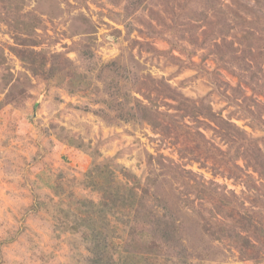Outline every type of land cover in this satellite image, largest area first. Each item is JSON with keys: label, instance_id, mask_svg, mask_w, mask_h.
<instances>
[{"label": "rangeland", "instance_id": "rangeland-1", "mask_svg": "<svg viewBox=\"0 0 264 264\" xmlns=\"http://www.w3.org/2000/svg\"><path fill=\"white\" fill-rule=\"evenodd\" d=\"M213 3L217 5L209 10ZM213 9L230 18L226 42L217 39L228 54L231 42L237 47L249 27L255 31L248 40L255 56L247 68L254 78L245 71L239 81L217 67L214 52L201 62L210 44L204 39L206 25L200 27L202 20L193 18L206 11L213 17ZM28 21L37 24L30 36L22 35L35 42L28 48L55 56L51 61L60 68L73 63L82 71L93 70L98 97L70 95L31 76L10 49L22 47L14 38ZM169 40L177 47H170ZM87 42L95 53L92 60L83 53ZM0 47L5 58L0 103L6 102L8 72L14 75L10 85H17L15 102L0 107V264H90L91 242L82 231L73 234L63 228L69 215L63 209L80 221L86 214L78 200L103 198L85 177L95 161H108L119 180L124 179L121 170L133 172L141 184L138 207L110 212L116 233L109 231V247L120 243L131 253L149 256L140 264H264V180L251 165L253 159L231 157L226 163L214 157L204 144L226 151V141L189 117H173L178 127L163 118L171 129L162 133L146 122L110 123L95 113L102 103L94 101L106 97V84L97 80L101 64L118 60L128 67L119 83L125 89L134 92L137 78L146 74L164 78L244 129L255 139L251 146L261 148L260 155H253L264 157V123L248 115L255 110L264 120V94L253 90L264 89V0H0ZM195 48L193 67L187 55ZM229 64L243 72L236 62ZM26 75L32 82L27 92L22 90ZM175 103L160 94L154 106L178 114ZM49 185L61 194L55 195ZM107 197L105 193V201ZM96 223L99 231L109 230ZM238 230L251 246L241 244L234 233Z\"/></svg>", "mask_w": 264, "mask_h": 264}, {"label": "trees", "instance_id": "trees-1", "mask_svg": "<svg viewBox=\"0 0 264 264\" xmlns=\"http://www.w3.org/2000/svg\"><path fill=\"white\" fill-rule=\"evenodd\" d=\"M134 3H136V1ZM215 4L217 5V3ZM215 4L213 3L211 4L212 6L209 5L207 8L210 10V8L215 7ZM213 12L215 14V16L213 15V17H215L214 21H212L213 17L209 16L207 11L205 14H202V16H198V14L195 13V17L193 18L196 21L202 20L199 23L200 27H202V23L206 25L207 30L204 32V39L205 41H209L210 44L208 48L203 46L204 43L197 44L198 46L196 48L206 49V54L201 55L200 60L201 62L204 61L214 52L217 56V60L215 59L217 62L216 66L226 69L233 75H237L239 77V81H241V78L245 77V71H249L247 68L251 66L248 60L250 58L253 59L255 56L253 52L254 46L248 41L252 40V37L255 35V31L249 27L245 31L246 34H242V37L239 38V46L237 47L234 46V41L231 42V44L226 47V49L230 51L228 54V52L222 50V45L219 41H217V39L220 38L226 42V35L230 34L229 25H231V23L228 20L230 18L229 16L226 17L219 15L216 9H213ZM36 27V22L33 24L29 21L24 23L22 27H19L18 35H16L14 39L15 43L17 45H21L22 47L12 46L10 48L24 63V67L31 74V76L43 79L47 86L54 85L65 88L70 95H87L89 97H93V99L98 97L99 86L93 79V70H90L89 73L82 71L78 65L73 63H70L69 68H60L61 66L57 65L58 63L51 61V59L55 58V56L50 54L48 55V53L45 52L31 50L30 47L28 48L29 45H33L35 42L31 44L28 43V39L24 38L22 35L27 34V37L30 36ZM196 41L192 40L193 43ZM246 41L248 42L246 43ZM169 44L172 48L177 47L176 41L172 42L169 40ZM240 45H243L244 48L242 49ZM83 47V53L88 56L89 60H92L95 53L92 50L90 43H84ZM196 48L190 50L187 55L188 59L191 61L190 65L193 67L194 62L192 61V58L196 55V51L198 50ZM239 50L241 51V56H237ZM0 51V57L2 58V60H0V65H2L4 63L3 59H5L3 54L4 49L0 47ZM225 55L227 59L225 58ZM58 57H61V55L59 54ZM225 60H227V63ZM238 61H242L243 64ZM235 62V65L240 67L243 72L238 74L236 70H234L232 64H229ZM249 72L251 73V71ZM8 73L9 77L5 78V81L6 86L9 88L5 95V100L6 102L11 103L16 100L14 89L17 85L14 83L10 85V79L13 78L14 75L11 72ZM127 73L128 67L126 65H121L118 60H111L101 64L97 80L106 84V97L101 98L100 100H94L102 103L101 110H97L95 112L97 115L105 117V119H107L110 123L121 120L146 122L155 130L162 133L171 129L169 123H167V121L163 118H168V120L174 121L172 118L176 115H179L181 119L189 117L191 120L196 122L198 127L205 126L206 128H211L218 136L226 141V151L221 149L217 151L211 148L207 143L204 144L207 151H213V153H216L214 157H222L221 160L226 163L229 162L231 157L237 160L246 157L248 159L251 158L253 159V164L251 165L254 170L258 172L260 178L264 180V157L263 155L262 157L253 155V153L259 154V152H261V148L258 145L251 146L250 142H255V139L248 137L244 129H241L236 123L231 122L229 118H224L221 114L215 112L210 104L205 105L203 103V99L195 100L186 96L164 78H155L146 74L137 78L139 86H137L134 92L125 89V87L119 83L122 76ZM250 77L254 78L255 74L252 75L251 73ZM25 78H28V83L26 80L27 86L23 87L22 90L27 92L28 89L32 87V82L29 76L26 75ZM56 78L59 80H55ZM249 85L252 87V84ZM262 87H264V85ZM253 90L264 94V89L253 87ZM136 93H139L141 97ZM160 94L163 95L164 98L176 102L174 106L176 107L178 114L164 113L154 106V103L160 97ZM247 99H249V97H247ZM6 102L4 101L3 103ZM3 103H0V107ZM255 112V110H249L248 115H251L255 121L264 123V120L260 118L261 116L257 115ZM211 122H214L218 128L213 126ZM176 123L177 122L174 121V123L171 124L178 127ZM261 125L264 127V124ZM198 134L205 139V135L203 133L198 132ZM116 171V169L111 168L108 161H95L91 168L86 172L85 177L91 178V186L101 192L103 198L97 202L92 199H79L78 203L81 204L80 207L83 208L82 212L86 214V216L82 217L80 221L73 218V215L69 213L70 209L65 207L63 209L65 210L64 212L69 214L66 216L65 220H63V228L73 234L78 233V231H82L85 238L91 242L90 249L93 255L90 259V264H140L139 262L142 260H149V256H138L135 253H131L129 250L123 249L125 246H122L120 243H112L113 245L111 247H109L108 243L105 244L109 231L113 234L116 233L115 229H112L114 226L110 224V212L114 214L115 211L120 209V207L126 205L130 207V211L132 212L134 208L138 207L136 204L142 196L140 194L141 184L136 174L121 170V173L124 175V179L119 180L117 179ZM249 177H252V175L249 174ZM114 180H116V189L112 187V182H114ZM121 185L124 186V190H121ZM49 187L54 191L55 195L59 196L61 194L57 191L56 186L49 185ZM105 193L108 194L106 201L104 199ZM198 196L202 197L201 194H198ZM69 216H71L74 221H70L68 219ZM75 216L77 217V214H75ZM128 216H130V214H128ZM128 219L129 220L127 222H130V218ZM97 220L106 224L107 226L105 227L109 230L99 231L96 226ZM70 222L73 224L72 226H69L68 223ZM250 223L251 224L249 225L258 229V223L252 221H250ZM131 228L136 229L135 226H131ZM242 228L245 229L246 232L251 231L246 226H242ZM163 229L164 228H162V230ZM262 229L263 228H260L259 230ZM240 231L242 230H238L236 232L234 231L237 239L241 240V244L249 246L251 244L249 237H245ZM230 236L234 237L233 235ZM114 237H117V235ZM261 237L264 238V235ZM124 238L122 236V241ZM220 238L221 237L218 236V239ZM164 240H166V238ZM100 242H103V245L100 244ZM112 249L116 252H112ZM114 253H116L117 256H114Z\"/></svg>", "mask_w": 264, "mask_h": 264}]
</instances>
